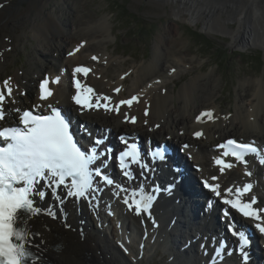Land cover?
I'll use <instances>...</instances> for the list:
<instances>
[{
	"label": "bare ground",
	"instance_id": "1",
	"mask_svg": "<svg viewBox=\"0 0 264 264\" xmlns=\"http://www.w3.org/2000/svg\"><path fill=\"white\" fill-rule=\"evenodd\" d=\"M14 1L0 0V90L4 87L3 81L8 79L13 88V96L5 106L8 120L17 113L16 109L28 106L48 109L49 104L60 105L79 113L78 107L71 101L76 91L71 78L77 66L89 67V75H81L83 86L92 87L97 94L111 96L114 105L131 96H137L139 100L131 107L121 106L117 115L114 111L106 112L103 109L84 112L83 121L93 126L97 123L98 130L115 135L127 133L148 141L173 139L186 144V151L203 180L219 183L222 193L228 187H243L251 183L253 187L244 200L254 196L257 199L256 207L264 208V165L259 163L260 159L248 158L246 166L235 164L223 173L214 164L218 146L227 136L233 135L264 145V78L247 77L239 81L233 112L222 111L216 103L221 85L214 70L194 75L180 86L177 95L173 94L168 84L175 83V78L185 70L190 71L194 59L189 58V54L185 55L181 35L177 34L175 27L167 26L157 39L149 61L133 70L131 84L126 86L130 73L118 70L111 77L108 76V68L112 63L117 64L118 59L107 51L111 39V26L107 19L98 22L81 20L84 16L71 0L56 1L58 8H45L51 0H29L25 8H20V3L15 4ZM153 1L168 6L171 15L179 22L194 26L201 24L202 32L229 37V44L234 49L257 47L264 51V0ZM66 4H69V8H65ZM25 20H28L26 31L18 33L16 30L23 28ZM175 33L176 36L173 35ZM29 38L36 41L33 47L35 57L32 54L29 56V66L33 71L21 72L18 69L8 78H2L6 66L14 60V40L25 43ZM20 47L17 44V48ZM93 56L98 59L93 60ZM43 76L50 80L59 76L60 81L49 85L53 95L41 102L38 100L36 81ZM117 87L121 88L118 94L114 92ZM245 94L248 96L243 99ZM206 111L213 112V120L205 117L198 121L197 117ZM126 116H136V123L131 124ZM197 131L203 135L194 136ZM249 172L250 176L246 174ZM164 175L166 179L170 176ZM213 176L218 179L213 181ZM183 188L180 186L169 190L164 195L166 200L160 204L159 212L163 226L157 235L143 216L137 217L134 212L127 211L121 194L119 198L108 192L102 194L92 209L83 206L84 212L71 199L60 207L51 198L38 201L42 208L53 206L51 210L55 211V219L41 214L31 222L32 229L40 233L35 243L40 244L43 240L40 247L43 264H119V258L123 259V262L122 259L120 261L124 264H141L142 258L150 259L158 250L188 246L190 237L183 238L180 233L187 221H181L184 214L180 211L179 203L173 207L175 200L185 194ZM107 195L113 201H106ZM208 195L216 198L211 192ZM106 205L113 206L115 212ZM107 210L113 212L112 217H105ZM175 216L178 229L167 232ZM248 223L256 229L255 222L249 219ZM256 232L259 242L264 243V235L257 229ZM196 246L201 253L207 248L202 239L197 240ZM188 254L189 257L184 253L175 255L174 263L197 264L199 259L198 255L195 259V248ZM209 258L202 257L199 261L212 264Z\"/></svg>",
	"mask_w": 264,
	"mask_h": 264
},
{
	"label": "snow or ice",
	"instance_id": "2",
	"mask_svg": "<svg viewBox=\"0 0 264 264\" xmlns=\"http://www.w3.org/2000/svg\"><path fill=\"white\" fill-rule=\"evenodd\" d=\"M92 59L98 58L93 56ZM90 71L86 66H77L73 71L76 94L72 99L81 111L103 109L106 112H118L121 106L131 107L134 102H138L139 97L132 96L114 105L111 96L97 94L92 87L83 86L81 80L76 78L77 74L87 77ZM59 81V76L54 80L44 78L39 83V99L48 100L53 95L49 85L58 84ZM3 85L0 90V121L5 119V106L13 96L10 79L3 81ZM120 91L119 87L114 89L117 94ZM47 108L50 114L16 109L17 122L12 126L0 127V264H43V254L40 252L43 240L40 244L35 243V238L40 233L32 229L31 222L41 214L55 218V212L42 209L38 206V201L51 198L62 206L66 200L75 199L84 200L91 206L102 197L105 186H108L117 189L112 192L115 197L119 198L120 193H124L122 202L130 212H134L137 217L147 214L151 218V209L157 199L155 193L158 189L146 190L143 182L129 189L107 174L110 158H114L118 171L127 181L137 179L133 166L139 168L140 178L147 179L146 173L151 169L135 142L120 137L124 148L114 157L113 149L103 147L106 141L102 137H95L88 147L79 146L70 131V121L51 104ZM205 117L211 121L214 114L212 111L203 112L197 120ZM126 119L135 123L136 118L126 116ZM202 135L200 131L194 133L196 137ZM226 145L230 147V151H225L223 155H231L245 166L246 155L258 152L254 145L241 144L233 139L227 140ZM218 147L224 148L225 145ZM149 155L153 159L165 158L163 150L151 151ZM214 163L219 166L221 173L233 166L219 158ZM259 163L264 165V158ZM246 174L251 175L250 172ZM211 179L215 181L218 178L213 176ZM202 183L223 205L230 206V210L255 222V228L264 235V208L256 207L257 199L254 196L244 200L253 187L251 183L243 187H228L223 193L219 183L208 180ZM223 215L227 218L229 211L225 210ZM229 231L233 237H238L243 264H249L247 248L250 241L246 234L232 225H229ZM225 251V248L219 246L214 249L213 256L210 257L212 264H215V257Z\"/></svg>",
	"mask_w": 264,
	"mask_h": 264
},
{
	"label": "rangeland",
	"instance_id": "3",
	"mask_svg": "<svg viewBox=\"0 0 264 264\" xmlns=\"http://www.w3.org/2000/svg\"><path fill=\"white\" fill-rule=\"evenodd\" d=\"M56 1L58 0H51L45 8H58L55 6ZM71 1L76 6L75 8H78L79 13L84 16L81 20L98 22L102 19H107L110 23L111 39H109L107 44V51L118 61L117 64L112 63L111 67L108 68V76L111 77L118 70L130 73L126 86L129 83L131 84L135 69L149 61L157 39L162 36L164 28L167 26H171L173 29L175 27L177 34L181 35V40L184 44L183 49L186 51L185 55L189 54V58L194 59V65L190 71L188 69L185 70L178 78H175V83L170 82L168 84L173 94L177 95L180 86L194 75L198 73L205 74L214 70L221 85V92L217 94L219 97L216 103L220 105L222 111L233 112L237 100L239 81L247 77L264 78V51L262 49L257 47L234 49L229 44V37L202 32L201 24L194 26L179 22L171 15V10L168 6L162 5L157 1ZM14 2L15 4L20 3V8H25L29 0H15ZM65 8H69V4H66ZM124 12L126 17H124ZM27 24L28 20H25L23 28H19L16 31L18 33L26 31ZM177 34L173 35L176 36ZM17 44L21 46L19 49ZM13 45L14 60L2 72L1 77L4 79L18 69L21 72L25 70L33 71V68L29 66V56L31 54L34 56L33 47L36 45V41L32 38H29L25 43H19L14 40ZM30 76L32 77L31 72ZM247 96L248 94H245L243 99ZM156 259L151 264H162V261L159 262ZM118 262L122 264L123 260L121 262L118 259ZM141 262L142 264H147L145 258Z\"/></svg>",
	"mask_w": 264,
	"mask_h": 264
},
{
	"label": "trees",
	"instance_id": "4",
	"mask_svg": "<svg viewBox=\"0 0 264 264\" xmlns=\"http://www.w3.org/2000/svg\"><path fill=\"white\" fill-rule=\"evenodd\" d=\"M124 16H125V12H124ZM227 55V54H226Z\"/></svg>",
	"mask_w": 264,
	"mask_h": 264
}]
</instances>
